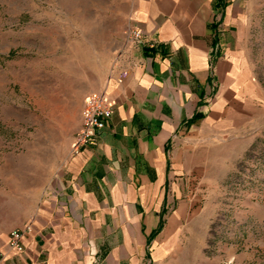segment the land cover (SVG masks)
<instances>
[{
    "label": "crops",
    "instance_id": "0c3cea01",
    "mask_svg": "<svg viewBox=\"0 0 264 264\" xmlns=\"http://www.w3.org/2000/svg\"><path fill=\"white\" fill-rule=\"evenodd\" d=\"M248 1L131 0L129 26L156 47L118 35L99 89L113 114L95 141L75 151L74 133L63 165L24 190L10 185L15 155L0 153L5 264H193L194 220L209 217L193 146L247 80ZM82 118L83 109L79 127ZM15 228L27 229L23 251L7 246Z\"/></svg>",
    "mask_w": 264,
    "mask_h": 264
},
{
    "label": "rangeland",
    "instance_id": "374dc122",
    "mask_svg": "<svg viewBox=\"0 0 264 264\" xmlns=\"http://www.w3.org/2000/svg\"><path fill=\"white\" fill-rule=\"evenodd\" d=\"M244 5L247 80L218 129L201 124L193 146L209 214L207 226L194 220L193 264H264V0ZM130 10L131 0H0V153L15 155L12 187L43 186L63 165Z\"/></svg>",
    "mask_w": 264,
    "mask_h": 264
},
{
    "label": "built area",
    "instance_id": "2783aa9c",
    "mask_svg": "<svg viewBox=\"0 0 264 264\" xmlns=\"http://www.w3.org/2000/svg\"><path fill=\"white\" fill-rule=\"evenodd\" d=\"M126 37L129 41L136 44H147L150 47H156L154 41H146L141 29L129 26L126 30ZM113 114V103L107 94L102 90H93L84 97L83 118L80 127L74 135L73 150H79L82 147L95 141L96 131L105 128ZM25 228H15L10 232L8 247L17 251H23ZM7 255L0 252V264H5Z\"/></svg>",
    "mask_w": 264,
    "mask_h": 264
}]
</instances>
